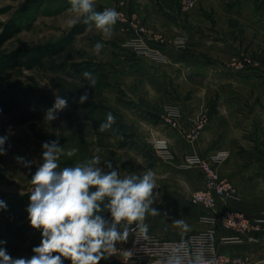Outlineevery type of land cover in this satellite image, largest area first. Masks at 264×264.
<instances>
[{
    "label": "crops",
    "instance_id": "crops-1",
    "mask_svg": "<svg viewBox=\"0 0 264 264\" xmlns=\"http://www.w3.org/2000/svg\"><path fill=\"white\" fill-rule=\"evenodd\" d=\"M131 6L146 29L160 34L162 40L150 39L148 49L155 53L154 58L144 60L141 54L125 51L130 49L125 46L130 37L117 32L114 46L119 47L116 64L121 68L116 75L147 82L149 102L154 107L139 104L134 107L147 112L152 119L148 129L154 143L163 141L172 156L170 160H162L148 147L153 164L146 171L154 173L156 187L144 220L132 223L146 224L159 239L177 240L210 227L200 221L201 217H216L225 209L258 216L264 212V0H196L187 13L179 11L177 0H131ZM257 53L259 57H254ZM234 55L246 57L251 63L232 70L228 65ZM195 80L206 82V86L193 88L190 83ZM162 107L176 111V128L161 120ZM135 109L128 111L136 113ZM90 111L87 119L75 127L82 128L89 141L88 150L83 152L85 159L87 156L85 163L99 155L100 163L95 167L103 173L115 170L120 178L142 177L146 171L133 166V161H139L140 136L131 133L126 137L123 132L127 125L139 134V122L135 119L115 122V131L101 132L95 128H100L106 115L92 122L90 118L99 109ZM201 114L207 116L205 127L195 140L188 141L186 134ZM97 148L101 150L99 153L95 151ZM191 153L209 159L219 178L235 186L237 197L218 200L213 209L188 202L189 192L203 187L199 169L181 168L184 156ZM215 156L222 158L214 160ZM67 158L70 165L76 162V157ZM156 202L162 203L163 212L153 216L151 210H156ZM108 203L105 198L97 213L104 219L106 230L114 223ZM177 220H184L188 229L177 225ZM127 224L121 221L115 225L116 230L123 234ZM31 230L26 234V242L21 243L26 249L41 243L42 230L32 227ZM128 233L127 239L115 244L129 246L133 236ZM228 235L227 231H217L219 253L244 258L250 264L264 262V242L221 244L220 239ZM61 259L63 264H71L67 258ZM100 264H104V257Z\"/></svg>",
    "mask_w": 264,
    "mask_h": 264
},
{
    "label": "rangeland",
    "instance_id": "rangeland-1",
    "mask_svg": "<svg viewBox=\"0 0 264 264\" xmlns=\"http://www.w3.org/2000/svg\"><path fill=\"white\" fill-rule=\"evenodd\" d=\"M94 3V10L97 12H102L105 8H114L119 13L123 10L127 19L146 30L142 38L147 48L150 39L161 42L160 34L149 32L133 11L131 0H94ZM178 8L181 13H187L192 9H181L179 6ZM72 19H75V14L71 11L70 0H0V24L13 23L21 29L12 38L0 43V62L16 50L58 41L74 27L69 25ZM1 31L0 28V34ZM117 32H122L117 22L110 36L103 35L94 26L91 28L88 26L63 52L44 59L37 67L26 69L12 64L11 68L0 72V136H7L3 145L6 154L0 155V200L6 204V208H0V241L6 242L0 244V247L6 248L13 258H31L34 255L12 235L13 229L9 231L7 223L13 222L11 228H17L30 222L27 208L33 188L31 178L43 163V143L56 141L63 150L58 160V170L84 164L87 156L85 159L83 152L85 149L88 150L89 141L85 139L83 129L75 127L87 119L90 110L99 109V112L90 118L92 122H98L104 114L107 117L111 112L116 114L115 122L137 120L140 127L139 134L127 125L124 126L123 131L126 137L131 133L140 136L139 161H133V166L142 172L153 164V159L147 151L148 147L155 150L154 137H151L148 129V123L152 122V119L147 112H139L134 105L151 108L154 105L149 102L151 98L147 92V82L141 83L133 76L123 78L116 75L121 68V65L116 64L120 53L119 47L114 46L118 39ZM124 34L130 37L126 39L125 46H127V41L133 38V34L130 32ZM97 43L104 45L99 53L94 51V45ZM129 50L141 54L144 60L154 58L148 51L139 52L133 47L125 49L127 52H130ZM257 55L253 56L259 57V53ZM86 71L95 77L94 87L90 85L89 79L85 78ZM190 85L201 89L206 86V82L195 80ZM85 92L88 93V99L80 103V97ZM57 95L67 101V106L55 113L56 120L49 122L43 118L37 122L21 121L25 116L38 110L51 108ZM129 109L137 111L131 113ZM168 110L169 107H162L160 115H166ZM204 120H207V116L201 114L194 123ZM95 129L100 131L99 127ZM111 129L116 130L114 125ZM189 132L186 138L188 141H193L202 130L192 140L188 138ZM69 152L73 154L68 155ZM18 156L24 158L23 163L16 160ZM69 156L76 157V162L73 161L72 165L69 164L71 162L67 158ZM161 204L156 202L158 215L163 212ZM18 213L22 214L24 219L14 222ZM31 231L30 229L29 232Z\"/></svg>",
    "mask_w": 264,
    "mask_h": 264
},
{
    "label": "clouds",
    "instance_id": "clouds-1",
    "mask_svg": "<svg viewBox=\"0 0 264 264\" xmlns=\"http://www.w3.org/2000/svg\"><path fill=\"white\" fill-rule=\"evenodd\" d=\"M70 5L72 13L75 14V19L69 21L70 26L82 20L89 28L94 26L105 36L111 35L120 16L114 8L95 11L94 0H70ZM103 47V44L97 43L94 51L99 53ZM84 76L94 87L96 79L92 73L86 71ZM87 99L88 93L85 92L79 102L84 103ZM66 106L67 101L57 95L44 119L49 122L56 120L55 113ZM114 124L115 117L108 113L99 130H109ZM6 140L7 136H0V155L6 154L3 147ZM42 148L43 163L31 178L33 188L27 208L31 227L42 230L41 243L32 249L34 255L31 258H13L6 248L0 247V264H63L61 257L70 260L71 264H100L105 253L115 252L116 241L128 237L127 228L121 234L115 225L121 221L131 224L144 220L152 203L150 198L153 189L156 187L155 175L151 170L146 171L142 177L127 175L120 178L115 170L103 173L99 167H95L100 163L99 155H94L82 165L58 170V160L63 151L58 142H45ZM95 151L99 153L101 150L97 148ZM72 154L73 152L68 153ZM16 160L24 162L23 157L18 156ZM92 188L95 191H90ZM105 198L109 200L108 209L114 221L107 230L104 219L97 215ZM0 208H6L2 200ZM151 214L155 216L158 213L152 209ZM175 223L182 225L185 230L188 229L184 220H177ZM139 230L147 235L148 226L140 223ZM4 243L6 242L0 241V244ZM168 264H182V261L179 256L173 255Z\"/></svg>",
    "mask_w": 264,
    "mask_h": 264
},
{
    "label": "built area",
    "instance_id": "built-area-1",
    "mask_svg": "<svg viewBox=\"0 0 264 264\" xmlns=\"http://www.w3.org/2000/svg\"><path fill=\"white\" fill-rule=\"evenodd\" d=\"M177 4L181 9H191L195 5V0H177ZM117 23L123 33L133 34V38L127 41L129 47L139 52L148 51L153 54L142 38L146 30L127 19L123 10L120 12ZM250 63L246 57L234 55L228 66L232 70H240ZM177 116L176 111L169 109L166 115H160V118L170 127L176 128ZM206 122L207 120L193 123L188 138L194 139L204 129ZM155 151L162 160L172 159L163 141L155 143ZM221 158L215 156L214 160ZM181 168L199 169L202 172L203 187L190 193L191 204L213 209L218 200L237 197L235 186L228 180L219 178L209 159L187 154L183 158ZM200 221L210 227L177 240L159 239L152 234L149 228L147 235H144L139 230L141 222L127 224L128 232L133 236L132 243L126 247L115 245L114 253L104 254V264H168L173 255L179 256L182 264H209V262L212 264H250L244 258L229 257L219 253L216 244L217 231L220 229L230 233L220 239L221 244L264 242V212L258 216L249 217L241 212L225 209L216 217L202 216Z\"/></svg>",
    "mask_w": 264,
    "mask_h": 264
},
{
    "label": "trees",
    "instance_id": "trees-1",
    "mask_svg": "<svg viewBox=\"0 0 264 264\" xmlns=\"http://www.w3.org/2000/svg\"><path fill=\"white\" fill-rule=\"evenodd\" d=\"M88 25L84 24L82 21L78 22L74 27H72L63 37H61L58 41L54 43L44 44L32 48H24L16 50L8 55V58L0 62V72L5 71L12 67V64H16L20 67L26 69H32L37 67L42 63V61L46 58L55 56L61 52H63L68 45H70L75 37L81 33H83ZM1 34H0V43L5 42L6 40L12 38L14 35L20 32V27L13 23H8L5 25L0 24ZM1 45V44H0ZM46 110H38L33 114L25 116L21 121H40L44 118ZM113 116L116 117V114L111 112ZM89 114V113H88ZM71 117V116H69ZM22 214L18 213L15 217L14 222H19L23 220ZM10 222V221H9ZM7 223V228L10 231L13 229V236L17 237L21 243H25L27 240L26 234L31 229L30 222L24 223V225L17 228H11L13 222ZM25 235V237H24ZM34 247H29L28 251L31 254H34L32 249Z\"/></svg>",
    "mask_w": 264,
    "mask_h": 264
}]
</instances>
